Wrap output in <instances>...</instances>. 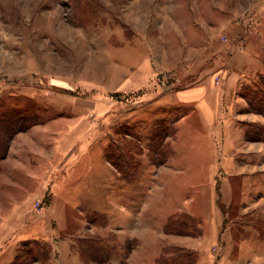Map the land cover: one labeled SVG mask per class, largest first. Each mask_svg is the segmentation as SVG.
Instances as JSON below:
<instances>
[{"label":"rangeland","instance_id":"1","mask_svg":"<svg viewBox=\"0 0 264 264\" xmlns=\"http://www.w3.org/2000/svg\"><path fill=\"white\" fill-rule=\"evenodd\" d=\"M162 2L0 0V115L39 120L13 137L0 132V264H66L61 253L68 249L59 242H74L80 254L82 241L92 238L103 246L87 264H157L173 246L164 229L169 218H180L191 238H201L213 195L232 220L217 254L225 249L236 261L239 249L230 250V234L240 243L242 224L257 217L240 218V179L224 178L241 169L227 160L241 152L235 147L240 132L241 162L249 158L248 146L260 148L256 165L241 170L264 184V115L251 111L243 97L246 88L264 83V0H201L200 11L191 0H173L186 10L175 16L176 25L196 20L183 24L188 28L180 36L173 21L168 18V26L161 17ZM126 7L133 8L130 22L123 19ZM201 84L209 95L236 101L238 115L210 124L195 103L176 96L175 90ZM32 141L41 148L26 151ZM38 155L48 158L51 173L62 168L49 188L39 189L23 171L39 162ZM107 158L118 169L112 163L108 169ZM13 164L22 169L13 174ZM7 176L21 188L8 185ZM114 186L115 204L107 201ZM110 206L116 209L111 219L99 212ZM258 227L264 237V225ZM36 232L44 234L31 238ZM215 248L195 250L197 264H221ZM249 259L246 253V264ZM251 263L264 264V256Z\"/></svg>","mask_w":264,"mask_h":264},{"label":"crops","instance_id":"2","mask_svg":"<svg viewBox=\"0 0 264 264\" xmlns=\"http://www.w3.org/2000/svg\"><path fill=\"white\" fill-rule=\"evenodd\" d=\"M162 1H163L162 4L164 7H163V10H161L162 11L161 17H164V22L168 26H170V23H168V18H170L169 21L170 20L173 21L175 16H178L179 18H181V16H183L182 12L186 16L185 8L180 7L179 5H175L174 2H172L173 0H162ZM191 1H192V4L194 6H198L197 7V8H199L198 11H200L201 5H202L201 0H191ZM204 1H206V0H204ZM257 1L258 0H254L255 3ZM257 4H258V2H257ZM131 9L133 10V8H131ZM131 9H129V7H126L125 14L123 17L125 22H130L129 21L130 20L129 11H131ZM142 12H143V10H142ZM195 16L197 17V14H195ZM165 17L167 18L166 20H165ZM194 19H195L194 17H192V20L190 19V21L189 20L186 21V19H182L181 21H179L180 25H176V21H173V23H174L173 25L177 26L176 30H173V31L178 33V36H180L182 34V31L185 30V28H188L190 26H194L193 24L196 23V20H194ZM139 21L143 22L142 19H140ZM205 22L207 24V22H212V21L211 20H208V21L205 20ZM183 24H185V25L189 24V26L188 27L183 26V29H182ZM146 29L147 28L144 27L143 25L140 26V30L142 32H146L147 31ZM141 31H139V32H141ZM163 31L164 32H162L163 33L162 37L163 38L168 37V32H166L165 30H163ZM194 32H197V30H194ZM209 34H211V33L209 32ZM172 92H174V91H172ZM175 92H176V96L178 97V99L181 102L190 103V104L195 103L196 107H194V108L196 109V112L201 114L207 121H209L210 124L216 125L217 120L220 116L229 121L234 117L235 114L238 115V113L236 112L237 106H235L237 104L236 101H235V105H232L231 101H230V97L223 96V98L218 99V95H215V94L209 95L208 89L205 86V84H201L200 86H197V87H188L187 89L175 90ZM143 103L146 104V102H143ZM220 103H221V107H220ZM215 134L218 135V132ZM239 136H240V132L237 133V137L235 140L237 142L238 141H241V142L238 145H236L235 147H236L237 151H241V152H238V153L234 152V154L232 156H229L227 158L228 162L230 163V165H232L234 170H236V167H240L241 169L242 168L245 169V167H246V169H247V167L255 166L257 159H254L253 155H254L255 151L258 153L259 152L258 150L260 149L257 146L256 147L248 146V150H247L248 154L247 155L249 156V158L248 159L244 158L243 162H241V160L239 159V155H242V153H243L245 142L242 141L243 139L239 140V138H238ZM35 138L36 137H34V139ZM34 141H32V143L29 142L30 147H28V149H25L26 151L30 150L29 148H31V150L32 151L34 150V152H35L34 148L40 147L39 143L34 144L33 143ZM238 146H242V149ZM18 152H19V150H18ZM18 152H16V153H18ZM17 155H20V154H17ZM39 157H41V156H39ZM38 161L39 162L35 163V164L30 162V166L26 170H23V171L26 172V175H28L26 177L27 179H29V180L33 179V180H36L37 182H39L38 183L39 189H43L44 184L46 187L48 186V188H49V186H52V183H54V181H52L53 174L57 175L58 173L62 172V168L61 169L58 168L55 171H53V173H51L50 168H52V167L47 164L48 158H46L45 156H42L41 159H38ZM220 164H221V160H219V163H215V166H220ZM105 165L108 169H111V164L109 161L105 160ZM257 166H259V165H257ZM12 168L14 171L13 174H15L18 170L22 169V167H20L18 164H13ZM241 169L238 172H236L235 175H228L224 179H227L228 182H231L230 179L228 178L229 176H233V177H235V179H240V182H238V184H240V185H238V187H239L241 194H242V201L240 202V200H239L238 205L240 206L241 209H240V212L238 214H239L240 218L242 216H245V217H249V216L255 217L256 216L257 222H255L254 224H249V223L242 224L241 227H243L245 229L244 231H246L245 232L246 234L244 237H241L240 243H237L235 241V239H238V237H236L233 234H230V239H229L230 250L232 247H234L235 250H236V248H237V250L239 249V251L235 255H234V253L236 251L235 252L232 251L233 255L236 258V261H232V260L226 258V256H228V255L230 256V254L227 253L225 251V249L221 254H217L219 252V249L221 250V248L218 246V244H219V241L221 240L220 238H221V234H223V229L226 225L227 230H230V227H231L230 225L232 223V220L229 219V216L226 217V215H225L226 212L221 208L217 199H215V201H213L212 198L213 197L216 198L214 195L212 197L210 196V205H209L210 206V208H209L210 214H208L207 220L205 222V232L206 233L199 239H194V238H191L190 236L167 234V237H171V239H172L171 245L186 247L188 249L196 250V251L197 250L198 251H206V250L211 251V247L215 246L216 247L215 248L216 255H217L219 262L221 264H226L229 261L231 264H244V263L246 264V261L244 260L246 253L252 255V260L251 259L247 260V264H253V263H251L253 260L260 262L262 255L264 256V248L258 249V247H260V248L264 247V237L262 236L261 232L259 231L260 228L258 226L264 225V205L263 206L260 205L261 203H264V184L261 183L260 177L256 174H254L252 171H249L250 172L249 173L248 171L241 170ZM46 172L48 173V180H45L46 176L44 175V173H46ZM40 176H41V178H39ZM257 176L259 177V180H258ZM114 178L116 180V176H114ZM216 178H217V176L215 175L214 178H212V182H214L215 180L217 181ZM224 179L221 178V180H219L221 185L224 184ZM241 180H242V186H241ZM5 181L8 185L11 184L10 186H14L15 183H17L16 185H18V187L21 188V185L19 182H17V181L15 182V180H13V179L11 180L8 176L6 177ZM105 187L106 186H103L101 189H105ZM225 187L226 186L224 185V188ZM230 188H232V187L230 186ZM91 191H93V190H91ZM98 192H101V190L99 187H96V193H98ZM42 193H44V192H42ZM115 193H116V190H115V186H114V190L112 192L113 195H111V193H109V195L107 197L108 203H111V201L114 200V204H115V196H116ZM54 195L58 196L56 193H54ZM254 195H256V197H254ZM48 206H51V205H48ZM115 210H113L110 206V208L108 210L104 209V210H101L99 212H101L104 215H107L108 218L111 219L112 213ZM187 213H189V212H187ZM190 214L196 216V214H194V213H190ZM260 217L262 218V220ZM115 219H116L115 217L112 218V220H115ZM259 219L261 220V223H259ZM127 220L128 219H125V221H127ZM227 220H229L228 223H227ZM32 226H35L36 228L41 227L40 225H32ZM28 227H31V226H28ZM15 232L16 231H12L9 236L13 237ZM53 232L54 231H52V234L54 236L55 232L54 233ZM209 232H211L210 237L208 236ZM43 234L44 233L36 232L31 236V238L33 236L40 237ZM36 237L33 239L34 241L39 240ZM47 237H48V234H47ZM62 243L63 242H59V245L66 246V248L68 249V252L66 255L61 253V256L66 260V264H87V262H84V260L80 256V254L73 250V247L76 245L74 242L64 241L65 244H62ZM46 246L48 247V243L46 244ZM211 253H212V251H211Z\"/></svg>","mask_w":264,"mask_h":264},{"label":"trees","instance_id":"3","mask_svg":"<svg viewBox=\"0 0 264 264\" xmlns=\"http://www.w3.org/2000/svg\"><path fill=\"white\" fill-rule=\"evenodd\" d=\"M250 88L251 87H249L248 89L246 88L243 97H245V99L247 100L251 111L264 115V83L263 86L253 84L252 88ZM4 119L6 120L3 121ZM38 123L39 120L37 117L24 116V114L20 115L18 113H14L10 115H5L3 117H1L0 115V132H12L11 136L13 137L17 133L30 130L34 126L38 125ZM163 132L165 131L163 130ZM163 136L164 134H162L160 138H162ZM1 147L2 146H0V152L2 151ZM108 160L117 168L116 163H113L110 159ZM121 163L124 165V167H130V171L133 170L131 162H129L127 159H122ZM128 168H126V171L124 170L125 173H127ZM133 178L134 177H131V179ZM185 215L186 217H188V220H191V224L193 227V219L190 218L187 214H183L181 216ZM180 221H182L180 220V218H178L176 222L173 218H169L168 222L164 227L166 234L190 236L191 233L185 231L187 228L186 224H181ZM82 242L83 245L80 251V256L82 257V259L86 261H95V252L99 251L100 247L103 246V242L99 241V239L94 238H92L91 240H83ZM197 260L198 253L195 250L173 245L170 247H165L163 255L157 260V264H197Z\"/></svg>","mask_w":264,"mask_h":264},{"label":"bare ground","instance_id":"4","mask_svg":"<svg viewBox=\"0 0 264 264\" xmlns=\"http://www.w3.org/2000/svg\"><path fill=\"white\" fill-rule=\"evenodd\" d=\"M133 32V31H132Z\"/></svg>","mask_w":264,"mask_h":264}]
</instances>
